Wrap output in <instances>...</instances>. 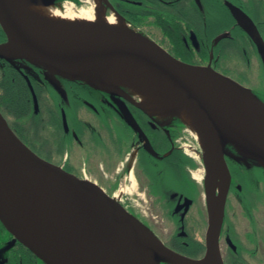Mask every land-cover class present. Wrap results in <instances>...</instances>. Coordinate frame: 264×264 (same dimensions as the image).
I'll return each instance as SVG.
<instances>
[{"label":"flooded vegetation","instance_id":"obj_1","mask_svg":"<svg viewBox=\"0 0 264 264\" xmlns=\"http://www.w3.org/2000/svg\"><path fill=\"white\" fill-rule=\"evenodd\" d=\"M65 1L53 2L62 7ZM107 1L108 12L113 8L131 26L176 58L191 64L210 66L264 101V0H154L156 5L145 10V17L134 9L138 0ZM247 17L254 23L259 39L250 32ZM1 35L0 32V43L3 42ZM218 62L223 64V70L216 68ZM16 74L26 82L24 86L29 111L20 117L19 111L6 108V120L10 126H35L32 130L38 133L32 134L36 139L34 145L45 141L49 154H55L58 158V162L54 163L75 175L76 171L69 165L71 156H75L74 151H77L78 158V152L89 156L91 152H98L99 156L114 157L119 164L115 172L129 180L133 176L136 181L143 182L144 189L158 204L164 220L172 225L168 238H160L162 242L193 258L204 252L205 231L202 240H198L194 230L201 221L206 230L207 211L200 207L201 191L192 172L196 168V161L185 149L186 125L183 122L176 117L163 125L155 117L143 113L127 98L96 90L81 81H66L59 76H55L56 86L50 82L47 71L26 60L5 62L0 59V79L13 84ZM120 88L134 97L126 87ZM121 102L129 108L138 128L125 121L120 110ZM80 110L88 112L98 124L94 126L88 122L85 118L87 114L80 113ZM16 135L38 154L31 144ZM131 144L134 147L128 156L127 147ZM225 160L230 172L228 191L240 196L246 215L248 208L245 201L251 194V185L264 191V172L253 168L244 172L240 170L241 165L232 163L226 154ZM202 177L204 185V161ZM116 185L114 183L112 187ZM228 207L225 203V236L229 230L234 234ZM193 209L195 216L192 215ZM0 233L9 235L7 241H0V264H46L34 253L26 252L2 223ZM222 237L219 235L220 250ZM4 250L5 256L2 255ZM162 264L171 263L162 261Z\"/></svg>","mask_w":264,"mask_h":264},{"label":"water","instance_id":"obj_2","mask_svg":"<svg viewBox=\"0 0 264 264\" xmlns=\"http://www.w3.org/2000/svg\"><path fill=\"white\" fill-rule=\"evenodd\" d=\"M53 1L40 0L43 4H51L61 11L64 10L63 6L58 7ZM0 4L2 13L20 44V52L16 57L8 58L2 52L7 40V30L0 18V25L6 34V40L0 43V57L10 62L23 59L44 69L48 72V78L54 85H56L55 76H60L84 82L95 89L110 94L122 96L148 116L154 117L142 108L139 99H135L137 97L129 87L123 84H113L106 78L107 72L114 68L112 63L116 60L130 58L140 62L159 73L177 98L196 113L206 129L213 153L224 173V181L220 190L216 191L215 186H212L211 198L207 199L204 253L200 257H189L166 246L148 226L131 215L113 195L108 194L95 181L78 177L64 169L62 165L48 161L36 154L16 135L0 112V116L5 120L4 128L0 131V171L41 179L50 184L57 194H63L69 200V264H106V258L118 251L126 241L130 239L139 240L136 224L142 225L159 240L161 246L149 245L151 256L159 264H162V261L175 264L176 260L187 262L208 260L209 264H224L220 253L219 235L223 220L225 194L230 182V172L225 160V152L228 150L227 144L232 145L240 156H242L240 153L245 156L248 155L240 152L232 143L224 140L215 117L190 84L187 75L199 76L214 87L234 114L244 138L264 157V136L259 131L258 121L246 99L263 101L254 97L250 90L232 78L210 66L191 64L176 58L134 27V30H120L112 27H94L90 24H75L60 28H48L46 33L56 38L67 39L73 36H86L92 37L96 41L94 49L96 69L92 76H88L70 67L50 51L26 20L21 0H0ZM247 22L250 32L256 39H259L258 31L252 20L247 17ZM120 86L129 89L134 97H130ZM120 110L125 121L130 126L138 128L137 121L125 103H120ZM170 113L175 114L174 116L182 122L177 113ZM203 151L205 153V150ZM151 152L155 154L154 151L151 150ZM228 152L230 153L229 150ZM234 157L237 158L235 155ZM248 157L263 166L255 158ZM203 161L205 176L207 177L211 172L212 165L210 162H206L204 158ZM221 198H223L222 218L220 228L217 229ZM15 238L18 239L16 236ZM18 240L46 264H62L40 255L33 246Z\"/></svg>","mask_w":264,"mask_h":264},{"label":"bare ground","instance_id":"obj_3","mask_svg":"<svg viewBox=\"0 0 264 264\" xmlns=\"http://www.w3.org/2000/svg\"><path fill=\"white\" fill-rule=\"evenodd\" d=\"M82 1L87 6L77 9L72 2L67 1L63 6L64 10L61 11L51 4H43L40 0H21L26 20L50 51L70 67L92 76L96 69L94 59L96 41L86 36L56 38L47 34L46 30L75 24L120 30L134 28L113 8L108 12L107 0ZM0 18L7 30V40L2 52L8 58L16 57L20 52V44L2 13L1 4ZM112 64L114 68L106 75L109 82L129 87L149 115L162 117L170 112L177 113L205 150L203 158L212 165L210 174L204 177L206 198L209 200L212 186H215L216 191L220 190L224 173L213 153L206 129L196 113L177 98L163 77L153 69L130 58L116 60ZM187 79L212 112L224 140L264 166V157L244 138L234 114L214 87L199 76L187 75ZM246 102L258 121L259 131L264 136V101L246 99ZM4 125L5 120L0 116V131ZM195 176L200 180L203 178L200 173ZM122 186L115 198L123 192ZM222 206L223 198L219 202L217 229L221 225ZM0 219L9 232L33 246L40 255L62 264L70 263L69 200L63 194H57L47 182L31 176L0 171ZM136 229L139 240L126 241L118 251L106 258V264H159L149 251L151 244L161 246L159 240L140 224H136ZM217 256L219 258V253ZM175 264L209 262L176 260Z\"/></svg>","mask_w":264,"mask_h":264},{"label":"rangeland","instance_id":"obj_4","mask_svg":"<svg viewBox=\"0 0 264 264\" xmlns=\"http://www.w3.org/2000/svg\"><path fill=\"white\" fill-rule=\"evenodd\" d=\"M78 1L83 2L81 0ZM81 4L82 6H87V4H85L84 2ZM81 4L79 6H81ZM148 28L149 30L152 29L154 32H156L154 28L151 27ZM135 29L139 31L137 28ZM141 33L144 34L143 32ZM215 66L219 71L224 69L223 64H221L220 62H218V64H216ZM115 100L117 101V99ZM0 108L2 109L4 115L7 116L6 108L8 107L3 103L2 98H0ZM80 113L87 114L88 112L86 113L85 110H80ZM174 115L175 114L173 113H168L167 115L162 117H157V116L154 117L157 120H159L163 125H166L169 119L176 118V116ZM85 118L88 122H90L94 126L98 124L97 120L93 119V117L90 114H87ZM183 142H185L186 145L185 149L192 154V156L196 161V165H195L196 168L192 169L193 174L198 175L200 173L202 177L203 150L187 126L185 127V136ZM133 145L134 144H131L130 146L127 147L128 156L130 155L129 153L132 152V148L134 147ZM46 146L47 143H45V141L40 142L38 145H32L33 149H35V151L38 154H40L43 158L45 157V159L51 160L53 162L55 161L58 162L57 156H55V154L50 155ZM76 152L74 151L75 156L73 157L71 156L69 165L73 169V171H76V174L78 176L87 177L95 181L108 194L113 196L117 195L121 186L124 185L122 186L123 192H121L116 199L124 206V208L131 215L136 217V219L139 220L141 223L148 226L151 229V231L157 236V238L159 239L168 238V236L171 234L172 225L164 220V217H162V215L160 214V210L157 207L158 204L153 202L152 195L148 194L144 189L143 182H141L140 180L136 181V179L133 176L131 177V180H129L128 177L125 178L123 174L119 176L115 172L119 164L117 163V160L114 159V157H108L107 155L99 156L97 154L98 152L95 153L91 152L90 156L78 152V155H80V158H78ZM225 154L228 157V159L234 164H238V161L246 162V160L251 159L250 157L245 156L242 153L240 154L244 158L242 156L241 157L237 156V158H235L233 154L231 155V152L230 153L228 152V150L225 152ZM83 162H85V164H83ZM196 180H198V184L201 191V195L199 199L201 204L200 207L206 212L207 198H206L205 188L202 183L203 180L202 179L201 180L196 179ZM114 183L115 185L117 184L115 188L112 187ZM225 203L229 205L228 207L229 216L232 221L231 223L233 224V230L235 227V231L238 233V237L242 241L249 242L248 238L244 234L251 230L250 221L247 215H245L244 213V206L241 203L240 196L236 195L235 193L229 192L227 189L225 194ZM259 208L260 209L257 210L258 211L257 213L259 214H257L258 216L256 217V226H257V228H255L256 234L254 235L256 237V244H255L256 249L254 250V254H247V253L244 254L249 264H264V205H262ZM192 215L195 216L194 209L192 210ZM204 226L205 224L203 221H201L196 225V228L194 230V236L196 239L202 240L201 237H203V232L205 231ZM9 233L12 234L11 232ZM8 238L9 235L0 233V241L5 242L8 240ZM226 242H228L227 237L226 236L222 237V242H221L222 250H220L221 255L224 254V246ZM249 245L252 246V244ZM203 253L204 252H202L200 256H202ZM2 255L3 256L6 255V250L2 252Z\"/></svg>","mask_w":264,"mask_h":264},{"label":"trees","instance_id":"obj_5","mask_svg":"<svg viewBox=\"0 0 264 264\" xmlns=\"http://www.w3.org/2000/svg\"><path fill=\"white\" fill-rule=\"evenodd\" d=\"M76 2H79L78 0H75ZM156 5V2L154 0H138L137 3L134 5V9L138 10L140 12V15L142 14L144 17L147 15L145 14V10L148 8H152ZM0 32L2 33L1 35V40L3 42L6 40V34L3 31L2 27L0 26ZM1 60H4L5 62H10L2 57H0ZM18 60H23V59H18ZM16 61V60H15ZM60 77V76H59ZM18 76L17 74L15 75V82L13 84H9L8 81L3 80L2 78L0 79V98H2L3 103L7 107H12L15 111H19L22 117L23 115L27 114L29 111V104L27 102V91H26V82L25 80ZM61 79L66 80V81H75V80H70L61 77ZM25 84V86H24ZM85 84V83H84ZM53 85V84H52ZM54 86V85H53ZM87 86V84H86ZM89 86V85H88ZM91 87V86H90ZM58 89V87H57ZM95 89V88H94ZM98 90V89H96ZM141 110V109H140ZM142 111V110H141ZM0 112H2V109L0 108ZM143 112V111H142ZM145 113V112H143ZM4 115V113L2 112ZM146 114V113H145ZM5 116V115H4ZM6 118V116H5ZM11 128L14 129V131L27 143L34 145V142L36 141L35 136L32 134L38 133L36 130L34 133L33 127L35 126H10ZM40 128H45V126H39ZM31 129V131H30ZM33 129V130H32ZM227 147L230 148L231 153L233 156H238L239 153L235 151V149L230 145L227 144ZM238 164H240L241 168L240 170H243L244 172L248 171V169L253 168V170H260L261 172H264V167L255 162L254 160L248 159L245 161H238ZM238 168V166H236ZM239 169V168H238ZM237 185V184H236ZM246 186V185H245ZM250 188L249 193V199L245 201V205L248 208L246 215L248 218H250V231L246 232V237L248 238L249 242L242 241L238 237V233L235 231L234 227V234H232V230H229V233L227 234V240L224 248V254L222 255L224 259L225 264H249L248 261L245 258V253L247 254H254V250L256 249L255 244H256V237L254 236L256 233L255 228L256 226V217L258 216L257 213L262 205H264V191H262L258 186H252ZM224 220H225V215H223V222L220 230V235L225 236L226 230L224 228ZM0 223H2L0 221ZM258 233V231H257ZM19 244L23 247V249L28 252L33 254V252L22 242L19 241ZM249 244H252L250 246ZM222 250V249H221ZM16 262V261H15ZM12 264V263H11ZM15 264V263H13Z\"/></svg>","mask_w":264,"mask_h":264}]
</instances>
